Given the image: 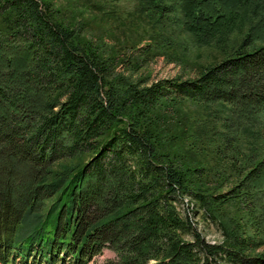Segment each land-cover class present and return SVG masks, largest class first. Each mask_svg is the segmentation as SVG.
Listing matches in <instances>:
<instances>
[{
  "label": "trees",
  "instance_id": "trees-1",
  "mask_svg": "<svg viewBox=\"0 0 264 264\" xmlns=\"http://www.w3.org/2000/svg\"><path fill=\"white\" fill-rule=\"evenodd\" d=\"M138 8L225 51L248 28L196 77L147 83L133 53L80 38L51 2L0 0V264H89L105 248L103 264H264V150L245 138L264 130V0ZM194 104L217 123L205 134L191 113L183 152L171 126Z\"/></svg>",
  "mask_w": 264,
  "mask_h": 264
},
{
  "label": "rangeland",
  "instance_id": "rangeland-1",
  "mask_svg": "<svg viewBox=\"0 0 264 264\" xmlns=\"http://www.w3.org/2000/svg\"><path fill=\"white\" fill-rule=\"evenodd\" d=\"M45 1L51 2L52 7L58 12L60 20L81 29L80 38L91 39L94 42L100 41L105 51L110 55H119L123 58L125 55L133 53L137 62L142 65L133 71L132 76L133 78L141 76L147 80V83L158 79L181 78L185 80L196 77L202 67L219 61L225 53L230 52L228 47L240 42L243 33L248 28V24H246L242 32H234L227 44L224 41V45L227 46L225 51L222 50L221 46H217L216 41L197 43L193 36L184 31L183 27L177 26V23L166 24L164 29L159 30L146 12L138 8L140 0ZM165 18L167 19L166 23L171 22L170 17L165 15ZM129 46H138L139 49L131 52L128 49ZM148 48L151 50L148 51ZM123 68L129 74L133 70L128 66L119 65V69ZM188 107L179 106L178 125L173 123L171 126V130L172 128L173 130L170 131L171 136L172 134L179 136L176 144L177 148L183 152L187 147L183 139L186 137L185 127L194 128L190 124L192 120L188 118L191 117V113H195L193 117H196L197 122L204 127L203 132L205 134L211 133L213 124L217 123V120H214V115L206 114L213 113L217 106L194 104ZM245 138L253 141L260 139L256 142L257 146L260 147L261 151L264 150V130L262 135H249ZM240 140L243 141V139ZM193 217L197 220L198 230L208 242L218 243L221 241L217 227L203 219L199 211ZM113 259H115V254L110 249L105 248L89 264H103Z\"/></svg>",
  "mask_w": 264,
  "mask_h": 264
}]
</instances>
